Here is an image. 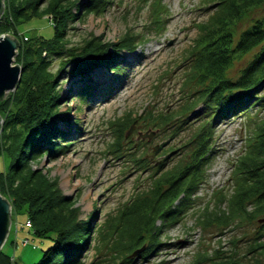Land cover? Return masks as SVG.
Listing matches in <instances>:
<instances>
[{"label":"rangeland","instance_id":"1","mask_svg":"<svg viewBox=\"0 0 264 264\" xmlns=\"http://www.w3.org/2000/svg\"><path fill=\"white\" fill-rule=\"evenodd\" d=\"M49 1L44 0L40 10H45ZM65 1V4L71 3L72 7V2L83 6L80 17L70 22L67 32L70 47L79 48L93 36L112 45L117 44L127 32L141 37L134 50L112 49L116 53L115 62L100 66L91 73L89 83L98 95L96 99L81 101L77 91L83 84L72 73V63L64 68L59 80L61 104L58 122L62 129L71 134L67 142L74 143L56 159L45 155L32 163L33 169L41 171L49 181H55L62 194L72 198L76 208H79L78 220H89L91 228L96 229L92 236L96 240L90 238L94 239L91 240V249L83 255L85 264L104 257H107V264H117V257L105 256L109 247L102 248V243L98 242L97 228L110 217L115 218L136 191L146 190L154 181L151 175L159 166L170 169L180 161L187 151L184 145L190 142L205 119L207 108L203 103L189 112H183L182 106L186 102L185 95L189 96L195 90L188 82V75L191 74L190 51L201 32L200 25L220 11L219 1L111 0V3L102 4L99 12L85 11L89 0ZM158 2L163 10H158ZM250 5L248 13L235 21L238 32L247 28L253 19L264 16V0L261 4ZM72 9L76 11L75 7ZM53 19L52 14H44L42 18L35 17L0 35L10 34L19 41L39 38V35L52 37ZM253 51L255 49L236 61L229 71L230 76L238 74L254 54ZM61 60L54 59V71L59 69ZM13 64H18L15 59ZM118 66H122L119 68L122 70L120 74L117 72ZM15 90L8 91L5 97ZM197 100L199 97L194 94L189 102ZM177 111L181 116L171 126L162 129L150 124L153 117L172 115ZM235 117L221 119L215 124L212 158L205 169L204 182L192 196V206L183 211L177 223L162 227L157 237L163 244L152 255L143 259L135 254L138 250L133 251L129 255L135 258L132 264H218L222 260L199 262L198 256L214 251L220 252L221 257L232 254L234 245L237 255H245L242 258L244 263L255 262L253 255L246 252L250 237L255 236L257 230L263 232V222L258 218L238 219L227 230L216 223L210 226L202 224L204 213L216 212L219 206L220 210H228V200L236 192L239 178L235 168L240 157L250 148L248 146L251 138L253 141L255 137L257 125L264 118V109H255L248 115ZM128 118L134 121L131 127L129 123L124 124ZM66 119H70V122ZM119 129L123 135L120 142L123 151L130 149L129 139L135 144L134 151L129 152L132 156L126 152L115 153L109 148L117 141L116 131ZM55 140L66 143L58 136ZM131 157L134 161L144 159L142 163L148 168L144 171L137 167L134 161H129ZM8 164L7 156L1 154L0 168L4 172ZM5 197L11 200L10 195ZM10 203L11 227L2 249L10 255V264H35L42 258L43 251L52 245L53 236L37 237L25 209L20 210L13 206L12 201Z\"/></svg>","mask_w":264,"mask_h":264},{"label":"trees","instance_id":"2","mask_svg":"<svg viewBox=\"0 0 264 264\" xmlns=\"http://www.w3.org/2000/svg\"><path fill=\"white\" fill-rule=\"evenodd\" d=\"M6 1L0 17V33L14 30V27L35 17L42 18L44 14L53 15L54 33L52 37L39 35V38L18 41L20 45L15 61L23 68L22 77L13 93L0 98V117L4 120L0 131V155L9 159L7 173L0 168V191L3 196L10 195L13 206L25 209L37 237L53 236L52 245L43 251L42 258L35 264H85L83 255L91 249L96 229L91 228L89 220H78L79 208L72 198L63 195L55 181H49L41 171L33 169L32 163L45 155L56 159L74 143L67 142L71 134L58 122L61 104L59 80L64 68L72 63V73L83 84L77 91L81 101L96 99L98 95L89 83L91 73L100 66L115 62L116 53L112 49L134 50L141 37L127 32L117 44L112 45L93 36L79 48L70 47L67 40L70 22L80 17L83 6L72 2L76 8L73 12L71 3L50 0L48 7L40 10L44 0ZM218 1L220 11L200 25L201 32L190 51L188 82L195 90L189 96L185 95L186 102L182 106L183 112L192 111L203 103L207 108L205 119L190 142L184 145L187 151L180 161L170 169L159 166L151 175L154 178L152 184L146 190L136 191L115 218L110 217L97 228L98 242L102 243V248L109 247L105 256L117 257V264H132L135 258L129 255L144 245L145 250L136 255L143 259L152 255L163 244L157 237L162 227L177 223L183 211L192 206V196L204 182L205 169L212 158L215 124L221 119L238 118L255 109H264V16L253 19L241 32H238L235 22L248 13L249 4L258 5L263 0ZM105 2L111 3V0H89L85 11L99 12ZM159 5L162 6L160 2L158 10H163ZM154 8L157 13L156 5ZM254 49V54L238 74L230 76L229 71L236 61ZM55 58L63 59L56 71L52 69ZM116 68L120 74L122 66ZM194 94L199 100L189 102ZM180 116V111H177L176 114L153 117L150 124L163 129ZM131 120L128 118L123 123L130 126L134 123ZM257 126L250 148L240 157L235 168L239 178L236 192L228 200V210H220L219 206L216 212L204 213L202 224L210 226L216 223L227 230L238 219L258 218L263 222V232L257 230L255 236L250 237L246 254L253 255V264H264V118ZM116 132L118 139L110 145V150L125 154L134 151L135 144L130 139V149L122 150V130ZM57 136L66 143L55 140ZM129 161L134 160L131 157ZM134 162L144 171L148 168L142 163L144 159L138 158ZM219 253L199 254L198 261L215 259L216 262L222 260L218 264H248L242 260L245 255H237L235 245L232 254L221 257ZM106 258L95 259L90 264H107ZM10 263V255L1 249L0 264Z\"/></svg>","mask_w":264,"mask_h":264},{"label":"water","instance_id":"3","mask_svg":"<svg viewBox=\"0 0 264 264\" xmlns=\"http://www.w3.org/2000/svg\"><path fill=\"white\" fill-rule=\"evenodd\" d=\"M5 2L0 0V17L4 10ZM19 40L13 35H0V98H4L6 93L15 90L20 83L23 68L16 64L14 59L17 55ZM4 120L0 117V131ZM145 138L144 136H142ZM12 206L10 201L2 195L0 191V250L4 246L11 227ZM144 250V247L135 254Z\"/></svg>","mask_w":264,"mask_h":264}]
</instances>
